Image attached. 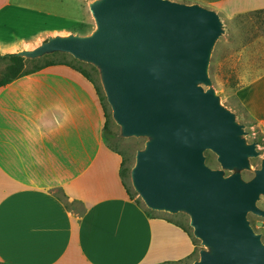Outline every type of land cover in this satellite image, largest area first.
Instances as JSON below:
<instances>
[{
  "label": "crops",
  "instance_id": "crops-1",
  "mask_svg": "<svg viewBox=\"0 0 264 264\" xmlns=\"http://www.w3.org/2000/svg\"><path fill=\"white\" fill-rule=\"evenodd\" d=\"M224 19L264 10V0H173ZM63 0H0V55L37 47ZM0 87V263L183 264L197 250L189 228L147 211L105 138L91 79L66 64L29 70ZM264 127V75L240 92Z\"/></svg>",
  "mask_w": 264,
  "mask_h": 264
},
{
  "label": "water",
  "instance_id": "water-1",
  "mask_svg": "<svg viewBox=\"0 0 264 264\" xmlns=\"http://www.w3.org/2000/svg\"><path fill=\"white\" fill-rule=\"evenodd\" d=\"M89 8L90 35L52 37L17 55L64 53L98 68L121 136L148 138L131 172L136 192L152 211L189 215L201 241L199 259L183 264H264L262 236L248 219L264 217V161L243 179L257 145L221 104L208 72L225 32L219 14L173 0H95ZM207 151L221 169L207 165Z\"/></svg>",
  "mask_w": 264,
  "mask_h": 264
},
{
  "label": "rangeland",
  "instance_id": "rangeland-1",
  "mask_svg": "<svg viewBox=\"0 0 264 264\" xmlns=\"http://www.w3.org/2000/svg\"><path fill=\"white\" fill-rule=\"evenodd\" d=\"M93 1L95 0H63L62 14L46 25L35 45H40L56 36L90 35L96 28L89 8V4ZM223 23L225 32L212 51L208 72L212 82L211 87L219 96L221 104L233 112L237 122L244 127L246 141L249 144L257 145L259 156L250 159V170L241 172L243 179L249 181L254 178L255 171L262 167L264 161V127L260 126L249 114L241 101L240 92L249 82L264 75V10L238 14L224 19ZM46 61L66 63L76 69L86 71L90 75V79L97 88L106 116V141L112 149L119 150L124 157L122 176L131 198L150 211V215L151 212L161 213V215L182 222L194 236L189 215L152 211L136 192L132 184L131 172L136 165L137 152L145 148L148 138L121 136V128L113 119L112 109L107 102L98 68L93 64L79 61L69 54L56 53L44 58L28 60V69L34 70L36 67L44 65ZM9 64L10 60L8 59L0 60V80L5 77ZM204 87L209 89L207 86ZM206 157L209 167L221 169L215 153L207 151ZM225 172L226 176L233 174L230 171ZM257 205L264 210V195L261 196ZM248 219L254 231L262 236L264 242V217L250 213ZM195 239L197 250L187 263L198 260L199 251L203 248L201 241Z\"/></svg>",
  "mask_w": 264,
  "mask_h": 264
},
{
  "label": "trees",
  "instance_id": "trees-1",
  "mask_svg": "<svg viewBox=\"0 0 264 264\" xmlns=\"http://www.w3.org/2000/svg\"><path fill=\"white\" fill-rule=\"evenodd\" d=\"M3 59L10 60V64L7 67V73H6L5 77L0 80V87L8 84L12 80H14V79H16V78H18V77H20V76H22V75H24L26 73L24 71L25 59L19 57L17 54H10V55H5V56L0 55V60H3ZM56 64H66V63H58V62H54V61H46L44 65L36 67L35 71L36 70H41L44 67L53 66V65H56ZM66 65H68L70 67H73V66H71L69 64H66ZM76 70L80 71L86 78L90 79V75L86 71L79 70V69H76ZM105 138H107L106 127H105ZM168 264H172V263H168Z\"/></svg>",
  "mask_w": 264,
  "mask_h": 264
}]
</instances>
